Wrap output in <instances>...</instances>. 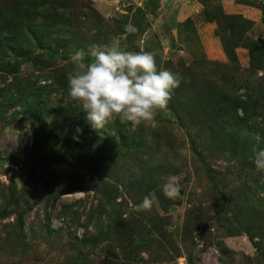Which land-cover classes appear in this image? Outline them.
<instances>
[{"label":"rangeland","instance_id":"374dc122","mask_svg":"<svg viewBox=\"0 0 264 264\" xmlns=\"http://www.w3.org/2000/svg\"><path fill=\"white\" fill-rule=\"evenodd\" d=\"M68 2L71 12L76 15L73 18L82 25L83 33L75 36L66 48L57 44L54 47L56 51L37 50L36 54L41 57L30 62L33 69L40 67L41 72L50 75L46 80L34 81V76L29 79V83L38 89L37 93L47 99L49 113L40 123L35 117L27 118L16 103L6 100L4 104L0 103V264H70L75 254L66 246V231L76 228L78 235L82 231H92L99 222L101 204L112 195L115 197L112 217L120 223L124 220L122 225L136 227L139 221L144 222L154 215L155 218H163V225L169 221L167 228L177 233L185 217H200V227L191 233L192 240L195 239V248L191 250L194 264H228L227 253H219L209 245L207 233L214 234L215 227L222 226L216 224V216H222L223 220L224 216L226 218L236 212L235 207L241 198L236 195L242 193L244 198H250L245 184L255 174L264 177V170L257 169L253 163L254 150L244 161L241 156H231V152L222 148L224 145L213 143L216 138L222 141L224 133L217 131L215 138L213 131L209 132L203 126L209 118L203 121L205 105L196 107L200 111L198 117L201 113L202 117L197 118V126L189 134H185L183 121L174 111L207 98L206 92L200 89L203 76L219 83L236 75L235 70H239V74L248 69L244 48L236 47V61H228L215 34L217 23L214 19L208 21L206 17H214L219 10L232 14L227 10L235 5L246 10L254 9L247 35L264 39V0ZM128 24L137 30L134 33L126 31L125 25ZM114 37L125 50L152 52L157 67L178 74L180 85L173 91L167 107L158 110L154 121L130 123L114 117L105 128L95 129L85 119L80 103L70 97L67 79L66 82L59 79L60 75L66 78L67 73L73 70L70 55L74 49H87L93 43H109ZM18 60L21 69L18 80L13 82L6 74L0 77V86L6 88L8 95H14L13 85L22 84L27 89L29 68L21 63L24 59ZM255 113L258 115L257 123L263 126L264 105ZM91 128L105 135L106 139L92 141ZM117 129L124 134H140V138L144 137L146 141L144 152L148 153L146 147L152 151V163L148 167L154 172L145 178L157 181L159 192L148 189L151 201L148 210L138 207L141 204H134L121 188V183L113 180L116 175L121 181L136 179L141 174L138 164L144 160L138 157L134 147L128 149V142H121L118 133L108 139ZM260 137L259 141L264 146V135ZM167 170L172 171L167 174ZM81 185L85 191L62 190ZM172 185H178L179 191L169 197L165 191ZM145 188L143 185L136 191L140 201L145 198L142 197ZM218 196L221 199H217ZM65 204L78 210L79 223L62 226L63 230L58 232L61 235L54 231L46 234L41 225L49 224L51 229L61 227L63 221L56 216ZM104 209L109 210V206L105 205ZM208 216L212 219L208 220ZM99 219L102 224L107 220L104 214ZM221 241L228 251L233 252L232 264H247L246 257L252 259V264H260L254 260L258 250L244 233L222 237ZM106 243L92 249L85 247L94 264H104L109 259ZM147 244L148 250L141 249L138 256L130 253L136 257L129 260L121 247L115 248L117 258L114 263L187 264L184 255H172L168 260L165 238L156 236Z\"/></svg>","mask_w":264,"mask_h":264},{"label":"trees","instance_id":"16d2710c","mask_svg":"<svg viewBox=\"0 0 264 264\" xmlns=\"http://www.w3.org/2000/svg\"><path fill=\"white\" fill-rule=\"evenodd\" d=\"M70 9L71 4L68 0H0V77H3V74L9 75L13 82L20 78L21 69L18 58L24 59L21 63L29 68L28 74H26L27 89H24L22 84L13 85L11 89L14 90V95H8L6 88L0 86V103L4 104L5 100L12 104L16 103L22 108L27 118L35 117L36 121L38 120L40 123H42L44 115L49 113V109L46 107L48 101L42 94L37 93L38 89L29 83V79L34 76V81L46 80L50 78V75L41 72L40 67L33 69L30 62H36L39 60L38 57H41L36 54L37 50L45 48L56 51L57 49L54 47L57 44L61 48H66L75 36L83 33L82 25L73 18L76 15ZM90 11L93 13L92 9ZM206 19L216 21L215 34L218 35L222 51L230 63L236 61L234 51L236 47L246 50L248 69L239 74L240 71L235 70L236 75L219 83L203 76L201 82L203 86L200 85V89L206 92L207 98L184 108L180 106L174 113L183 121L185 134H189L194 132L198 122L197 118L202 117V113L198 117L200 111L196 107L199 104L205 105L203 121L208 116L209 118L203 126L207 131H213L212 136L215 138L217 131L224 133L222 141L216 138L213 143L224 145L222 148L231 152V156H241L242 160L246 161L245 159L252 154L254 147L264 148L263 144L256 139L257 134L264 135V125L260 126L257 123L258 115L255 113L261 105H264V39L261 37L250 38L247 35L252 21L240 14H225L219 10L215 12L214 17L208 16ZM34 52L36 55H33ZM189 69L191 70L192 66ZM35 71L37 73H34ZM59 80L66 82L63 75H60ZM251 132H253V136L250 135ZM117 133L122 138L121 142H128L130 144L128 149L134 147L138 152V157H143L144 160L138 164L141 174L136 179L121 181L119 175H116L113 180L121 183V188L127 192V196L134 204H142L135 194L143 185L146 188L142 197H149L148 189H155L156 192H159L157 181L145 178L149 177L150 172H154L153 168L148 167L152 163L150 156L152 151L150 147H146L148 153L144 152L146 141L144 137L140 138V134H124L121 129H117L108 139H112ZM48 134L53 135L50 131ZM90 134L92 141L106 139L105 135L93 128L90 129ZM171 171L167 170V174ZM103 177L109 179L107 175H103ZM249 180L244 188L250 194V198H244L242 193L236 195V197H241L235 207L236 212L232 216L227 215L226 218L224 216L223 220L222 216H216V224H222V226L215 227L214 234L207 233L208 244L212 245L219 253H227L228 264H232L234 261L231 256L233 252L225 248L221 239L241 233H244L253 247L258 250L257 258L254 260L264 264V177L255 174L254 177H249ZM62 190L85 191L82 185L79 187L70 186ZM59 193L60 190H58ZM114 198L112 195L101 204L97 219L101 223L98 222L99 224L97 223L92 231H82L80 235L76 233V228L66 231L68 239L66 246H69V250L75 254L69 262L70 264H94L88 258L85 247L92 249L105 241L107 242L104 244L105 250L109 253V259H106L104 264H115L114 259L117 258L115 248L117 247H121L120 249L126 252L125 258L129 260V258L138 256L141 249L148 250L147 242L154 240L156 236L165 238V251L168 260L172 255H184L187 264H194L191 250L195 248L193 242L195 239L192 240V235L201 225L200 217L196 219L185 217L177 233L167 228L169 221L163 225V218H155L154 215L144 222L139 221L136 227H130L127 222L128 225H122L124 220L120 223L117 219H113L112 202L115 200ZM217 199H221V197L218 196ZM105 205L109 206V210L104 209ZM102 214L107 219L105 224H102L103 221L99 219ZM49 216L48 214L47 220H49ZM79 217L77 209L73 210L72 205L65 204L56 216L64 223L60 225L61 227L51 229L49 224L41 225V227L44 228L46 234H51L52 231L58 233L63 230L62 226L72 222L79 223ZM207 219L212 218L208 216ZM192 232L193 234H191ZM58 235L61 234L58 233ZM130 253H134L136 256ZM245 262L252 264V259L246 257Z\"/></svg>","mask_w":264,"mask_h":264},{"label":"clouds","instance_id":"9594fccd","mask_svg":"<svg viewBox=\"0 0 264 264\" xmlns=\"http://www.w3.org/2000/svg\"><path fill=\"white\" fill-rule=\"evenodd\" d=\"M125 30L137 29L128 24ZM70 61L74 68L66 76L69 95L80 103L95 129L105 128L114 117L130 123L154 121L180 85L178 74L157 67L152 52L125 50L115 37L109 43L74 49ZM256 139H261L259 134ZM253 163L264 170V148L254 147ZM178 191V185L167 186L165 195ZM150 206V198L145 197L138 207L148 210Z\"/></svg>","mask_w":264,"mask_h":264},{"label":"crops","instance_id":"0c3cea01","mask_svg":"<svg viewBox=\"0 0 264 264\" xmlns=\"http://www.w3.org/2000/svg\"><path fill=\"white\" fill-rule=\"evenodd\" d=\"M253 9V8H252ZM254 10V9H253ZM250 8H248L247 10L242 8V7H238V6H233L231 9H228L227 12L228 13H232V14H241L243 17L247 18V19H251L253 20L252 15H254L255 10L253 11ZM189 16V15H187ZM186 16V17H187ZM192 19V18H191Z\"/></svg>","mask_w":264,"mask_h":264}]
</instances>
